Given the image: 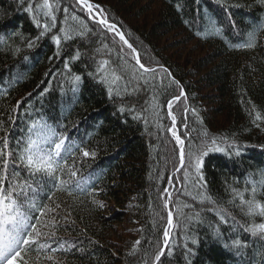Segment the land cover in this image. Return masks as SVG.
<instances>
[{"label":"trees","instance_id":"obj_1","mask_svg":"<svg viewBox=\"0 0 264 264\" xmlns=\"http://www.w3.org/2000/svg\"><path fill=\"white\" fill-rule=\"evenodd\" d=\"M72 2L60 0V10L56 12L57 27L53 33L61 26L79 27L71 20L61 24L65 20L63 7H70ZM90 2L99 6L96 12L102 10L107 20L117 25L137 49L142 63L163 65L184 88L186 102L182 97L175 103L173 112L177 117V134L186 145L190 141L199 144L205 130L209 136H227L229 140L235 138L241 145H250L243 149L240 157L232 159L223 153H210L205 157L204 168L212 196L238 220H247L239 209L227 204L230 195L225 191L224 180L227 178L228 184L241 189L245 187V180H249L247 187L251 189L252 182L259 187L260 173L264 172V150L251 147L264 145V123L256 127L249 116L253 105L264 115V32L258 36L255 49H239L234 45L245 39L248 31L264 24V6L257 0H223L224 7L213 0ZM235 4L241 6L228 7ZM24 6H20L19 0H0V120L10 126L9 115L21 117L11 130L10 147L15 152L17 140L23 142L28 126L42 120L67 136L66 143L73 149L79 145L96 153L93 159L83 157L78 149L70 150L67 166H72L74 158L77 175L70 178L65 174L63 177L71 179L70 186L79 182L89 194L78 199L64 192L56 194L57 202L61 203V209L57 211L62 226L56 238L71 241L76 246L52 254L57 257L55 262L43 257L37 261L33 253V264H143L145 253L147 264H152L158 250L157 242L162 246L163 228L167 225L168 209L163 208V201L158 197L164 188H168L173 193V200L189 199L180 195V183H168L169 177L174 182L177 178L183 180V170H174L179 167V148L167 131L171 127L167 100L172 95H179V89L175 85L168 87L169 78L159 68L154 81L151 74L146 76L147 83L133 78L131 67L135 66V59L131 57L130 49L124 48L125 59L121 60L118 50L123 45L119 38L99 24L87 21L84 12L77 14L97 34L63 44L60 58L54 57L57 49L50 39L52 33L40 40L34 49L25 48L14 56L9 45L20 41L12 33L22 32L26 38H35L42 30L35 26L32 17L23 10ZM40 19L43 23L46 18L41 16ZM233 23L237 26L235 29ZM213 26L218 32L209 31ZM237 29L245 35H238ZM171 36L176 38L173 44L177 48L193 44L200 55L191 60L176 50L166 52L163 43ZM104 44L108 47L104 48ZM78 47L82 55L71 62L70 68L71 73L81 75L82 82L73 93L74 85L66 79L71 73L65 71L64 60L74 55ZM105 59L109 60L105 73L108 83H101L89 73L95 72L96 63ZM113 71L122 79L112 85L115 91L110 99L108 88ZM45 88L49 90L41 96L39 93ZM24 98L27 102L14 111L17 101ZM121 105L135 111L120 112L117 109ZM25 112L31 116L24 115ZM157 113L163 116L162 120ZM136 115L140 118L134 119ZM158 124H162L163 129ZM2 135L4 133L0 132ZM43 196L41 193L38 199ZM258 198L264 201V195H258ZM169 207L174 210L175 206L170 204ZM195 207L205 209L201 213L204 217L201 224L183 217L177 219L179 214L174 211L172 255L169 256L166 249L161 257L163 264H189V259L191 264H264V240L252 237L243 228L232 231L231 221L220 223L214 212L207 211L213 207L210 204H195ZM69 211L72 216L65 222L63 217ZM191 211L183 209L184 213ZM216 225H219L222 239L213 236ZM186 234L198 241L197 244H192L191 240L187 242L195 252V255L189 254V259L185 258ZM237 238L248 246L231 248L232 240ZM137 240L141 243L133 254ZM225 242L230 248L224 247Z\"/></svg>","mask_w":264,"mask_h":264},{"label":"snow or ice","instance_id":"obj_2","mask_svg":"<svg viewBox=\"0 0 264 264\" xmlns=\"http://www.w3.org/2000/svg\"><path fill=\"white\" fill-rule=\"evenodd\" d=\"M19 2L20 6L26 5L23 7V10L32 17L35 26L42 30L39 31L35 38H26L22 32L12 33V36L17 37L20 41L19 44L9 45L14 56L19 55L25 48L28 50L34 49L38 46L40 40L47 37L49 33H52L50 39L55 43L57 49L54 57L60 58L63 44L71 40H85L89 35L97 34L87 23V21H91L94 24H99L106 32L113 33L119 38L123 45L118 50V56L121 60L125 59L124 48L130 49V55L135 59V66L131 67L133 78L144 80L147 83L146 76L151 74V78L154 81L158 75L159 68L169 78L168 87L170 88L172 85H175L179 89V95H172V98L167 100V115L171 119V127L167 131L171 133L176 141V146L179 148V167H176L174 170L176 172L183 170V180L181 181L177 178L174 182L169 177L168 183L170 185L180 183L182 186L180 195L187 196L189 199L183 202L179 199L173 200V193L168 188H164L158 197L163 201V208L168 209L167 225L163 228L162 246H160L159 241L157 242L156 247L158 250L154 255L152 264H163L161 257L165 255L166 249L168 250L167 254L169 256L172 255L171 237L173 235L172 229L175 227L173 223L174 211L179 214L177 219L183 217L190 222L195 221L197 224L204 222V217H202L201 213L205 209L201 207L197 210L195 204L201 206L205 204L212 205L213 207L208 208L207 211L214 212L218 216L220 223L228 224L231 221L232 231H238L239 228H243L244 232L249 233L252 237L264 240V201L258 198V195H264V172L260 173L262 179L259 182V187L256 182H252L251 189L247 187L250 182L249 180H245V187L242 189L228 184L227 178L224 180L225 191L230 195L227 204L239 209L241 215L247 218L245 221L238 220L226 207L218 203L216 197L212 196L204 172L206 165L205 157L210 153H223L229 159H232L240 157L243 149L250 147V145H241L235 138L229 140L227 136H209L206 130L202 133L203 139L200 140L199 144L190 141L186 145L185 140L177 134V117L173 112L175 103L180 101L182 97H185L186 102L184 88L163 65L153 66L151 63L147 65L142 63L137 49L118 30L116 24L107 20L102 10L100 12L95 11L99 6L90 2V0H73L70 7L64 6L65 20L61 24L71 20L77 22L79 27L69 26L65 28L61 26L56 33H53L52 30L57 27L56 12L60 10V0H19ZM213 2L224 7L223 0H213ZM257 2L264 6V0H257ZM77 6L79 7L77 8ZM240 6L239 4H235L228 7ZM225 10L227 11L228 8H225ZM79 12L87 14V21L77 14ZM41 16L46 18L43 23L40 19ZM229 19H231V16H229ZM232 26L234 29L237 27L235 23ZM209 31L218 32V29L213 26ZM261 32H264V24L258 25L248 31L246 38L239 44L234 45V47L239 49H255L258 46L257 38ZM237 34L245 35L244 33H240L238 29ZM101 36L103 38V34ZM103 47L107 48L108 45L104 44ZM230 47H233V45H230ZM81 55L82 53L78 47L74 55L64 60V69L67 73H71V62L80 59ZM24 59L27 60L28 56L25 55ZM49 59L52 60L53 57H49ZM108 65L109 60L107 59L98 61L96 63V71L90 72L89 75L101 83H108L105 77ZM111 75L112 80L108 88L110 99L113 98L115 91L112 85H115L117 81L122 79L115 71ZM66 79L74 85L71 91L73 93L77 92L79 84L82 82L81 75L71 73V75L66 76ZM161 79L163 80L164 77H161ZM43 83L44 81H41V84ZM48 84L51 86V81H48ZM48 90V88H45L39 94L43 96ZM28 95L31 96L32 93ZM26 102V98L17 101L14 111L18 110ZM145 103H148V101H145ZM249 103L251 102L249 101ZM117 110L129 113L135 111L134 108L123 105ZM184 111L187 113L189 109L186 107ZM192 111L195 112L194 109ZM253 113L255 114L254 116ZM24 115L31 116V113L25 112ZM157 116L159 119H163V116L159 113H157ZM249 116L256 127H261V124L264 123V115L256 109L255 105L249 110ZM20 118L19 114L16 116L9 115L8 121L11 122L10 126H6V122L0 120V132L4 133V135L0 136V145H2L0 147V264H33V253L37 261L43 257L45 260L55 262L57 257H54L52 254L67 251V249L76 246L71 241L56 238L57 232L62 227L60 224L61 217L57 211L61 209V203L57 202L56 194L64 192L74 199L89 194L87 189L79 182L74 186H70L72 185L71 179L65 180L63 178L65 174L70 178H74L77 175L78 170L75 168L74 158L72 166H67L68 157L71 155L70 150L74 151L78 149L83 157H91L93 159L96 153L86 150L79 145L73 149L71 144L66 143L68 140L67 136L58 133L55 127L42 120L33 121L28 126L26 137L23 142L17 140L18 147L14 152L10 147V140L12 139L11 130L15 128L16 121ZM139 118V115L134 116V119ZM158 127L163 129L164 126L158 124ZM184 127H187V124ZM251 147H259L264 150V145H251ZM149 178L151 179V174ZM160 178L163 179V176L161 175ZM41 193L44 196L38 199ZM170 204L175 206L174 210L170 209ZM100 206L103 207V204ZM183 209H191L192 211L184 213ZM149 210H152L151 199L149 200ZM156 215L160 214L156 213ZM71 216L72 213L69 211L63 219L65 222H68ZM257 217H259V220H257ZM160 219L163 220L164 217L160 215ZM70 222L75 224L74 220ZM153 227L154 229L156 227L155 221H153ZM44 229L48 230L45 231ZM137 231L143 232V229H138ZM213 236L214 238L222 239L219 225H216ZM184 239L185 258L189 259V254L195 255V252L187 246V242L191 240L192 244H197L198 241L187 234ZM91 243H95V241H91ZM140 243L141 241L137 240L133 245V254L136 246L140 245ZM54 244L58 246L53 247ZM65 245H67V248ZM247 246V243L239 238L232 240L231 243V248L234 249ZM224 247L230 248L227 242L224 243ZM143 264H147V253H145ZM189 264H191L190 259Z\"/></svg>","mask_w":264,"mask_h":264},{"label":"rangeland","instance_id":"obj_3","mask_svg":"<svg viewBox=\"0 0 264 264\" xmlns=\"http://www.w3.org/2000/svg\"><path fill=\"white\" fill-rule=\"evenodd\" d=\"M175 39L176 38L171 36V37H169V39H167L168 41L166 43L165 42L163 43L164 46L166 45V47H164L166 52L168 51L170 53H173V51L176 50L177 52L181 53L183 55V57H187V55H188L189 59H191V60L196 59L200 55V52H198V50H196V48L194 47L193 44H191V46H189L187 48H177L176 44H173ZM170 45H174V46L172 48H169ZM182 62H184V61H182Z\"/></svg>","mask_w":264,"mask_h":264}]
</instances>
